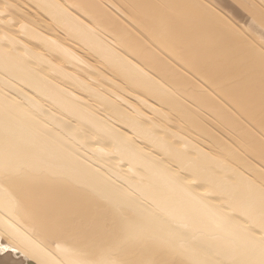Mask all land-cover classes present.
Returning <instances> with one entry per match:
<instances>
[{"label":"bare ground","instance_id":"bare-ground-1","mask_svg":"<svg viewBox=\"0 0 264 264\" xmlns=\"http://www.w3.org/2000/svg\"><path fill=\"white\" fill-rule=\"evenodd\" d=\"M209 5L0 0V264H264V14Z\"/></svg>","mask_w":264,"mask_h":264},{"label":"rangeland","instance_id":"rangeland-1","mask_svg":"<svg viewBox=\"0 0 264 264\" xmlns=\"http://www.w3.org/2000/svg\"><path fill=\"white\" fill-rule=\"evenodd\" d=\"M113 1V0H112ZM207 2V4L211 7L216 13L223 17L224 20L227 19V21L233 23L232 25L236 26L238 30L244 32L246 36L249 37V39H253L254 43V37L250 35V29L252 25V16L249 14V11L245 10V8L241 5H247L249 4L250 6L254 7L257 9L259 12L264 14V0H204ZM114 3H117L114 2ZM113 3V4H114ZM118 5V4H115ZM216 7V8H215ZM234 26V28H235ZM249 31V32H248ZM251 36V37H250ZM259 36V35H257ZM253 37V38H252ZM256 45H259L258 42ZM261 47V46H260ZM263 50H264V44L262 45ZM252 117L254 116L253 114H250ZM250 119V118H249ZM7 254L11 255L9 252H5L1 254V256H6ZM12 260L19 261L22 260L19 255H16L15 253L12 254Z\"/></svg>","mask_w":264,"mask_h":264}]
</instances>
